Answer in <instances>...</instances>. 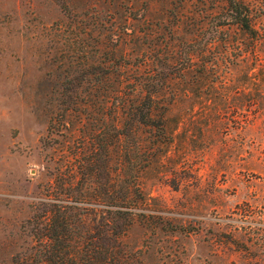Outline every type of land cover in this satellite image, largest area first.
Returning a JSON list of instances; mask_svg holds the SVG:
<instances>
[{"label": "rangeland", "instance_id": "obj_1", "mask_svg": "<svg viewBox=\"0 0 264 264\" xmlns=\"http://www.w3.org/2000/svg\"><path fill=\"white\" fill-rule=\"evenodd\" d=\"M241 1L253 36L216 27L225 0H0V264L34 249L28 221L59 154L49 131L95 126L63 102L82 49L172 81L157 109L169 140L140 180L155 216L124 239L134 263L264 264V0ZM124 26L100 56L97 40Z\"/></svg>", "mask_w": 264, "mask_h": 264}, {"label": "trees", "instance_id": "obj_2", "mask_svg": "<svg viewBox=\"0 0 264 264\" xmlns=\"http://www.w3.org/2000/svg\"><path fill=\"white\" fill-rule=\"evenodd\" d=\"M225 4L216 27L235 25L253 36L248 7L241 0ZM126 29L99 38V55L106 53L105 42L124 35ZM195 42L194 36L190 44ZM82 50L84 61L66 81L63 102L67 115L79 108L86 123L92 119L95 126L84 127L81 119L80 127L66 121L49 131L46 144L56 145L59 154L51 159L54 173L28 221L34 249L17 264H136L124 239L133 225L155 216L140 180L169 140L164 112L157 109L172 81L157 64L130 77L124 73L123 53L90 63L88 50ZM195 50L186 56L185 65L195 62ZM104 109L110 110L109 119L99 115ZM77 129L79 137L74 140ZM56 134L62 140L54 143Z\"/></svg>", "mask_w": 264, "mask_h": 264}]
</instances>
